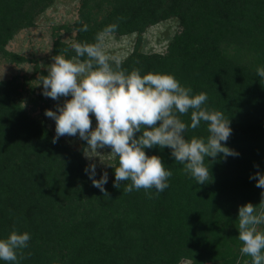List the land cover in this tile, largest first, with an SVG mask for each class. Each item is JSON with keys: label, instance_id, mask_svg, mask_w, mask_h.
Instances as JSON below:
<instances>
[{"label": "trees", "instance_id": "1", "mask_svg": "<svg viewBox=\"0 0 264 264\" xmlns=\"http://www.w3.org/2000/svg\"><path fill=\"white\" fill-rule=\"evenodd\" d=\"M56 2L0 0V56L28 61L7 46ZM173 18L181 27L167 51L141 52L147 28ZM114 23L113 34L137 35L123 70L170 74L191 95L206 93L204 107L230 121L226 146L240 155L205 158L210 178L199 185L171 149H146L172 172L169 187L150 190L152 198L143 189L126 193L130 181L114 187L110 166L107 197L85 172L84 148L62 137L52 143L56 133L23 107L17 81L0 82V238L13 229L30 234L19 264H251L240 253L237 219L249 202L259 212L264 192L250 179L264 173V80L255 71L264 67V0H82L80 18L66 28L76 31L74 40L57 38L54 53L74 58L72 43H95ZM181 119L190 124V112ZM208 135L205 122L185 133ZM102 175L96 168V179Z\"/></svg>", "mask_w": 264, "mask_h": 264}, {"label": "clouds", "instance_id": "2", "mask_svg": "<svg viewBox=\"0 0 264 264\" xmlns=\"http://www.w3.org/2000/svg\"><path fill=\"white\" fill-rule=\"evenodd\" d=\"M117 28L116 23L106 26L97 33L95 43H72L74 58H66L64 54L52 57L47 75L41 80L42 94L57 101L70 97L62 105L57 104L56 111H45V115L55 121L56 135L52 143L63 136L78 134L86 141L84 155L90 160L103 155L98 150L110 149L107 153L118 161L115 166L107 164L115 170L113 186L120 188L122 182L130 181L124 188L126 193L143 189L152 198L150 190L159 193L169 187L172 172L165 168L159 155L149 156L145 151L156 147L171 149V156L183 166L186 174L199 185L207 183L211 171L205 165V158L215 160L220 154L225 159L240 155L226 146L232 134L230 121L220 111L204 107L208 100L206 93L191 95L192 89L181 86L173 75L151 72L142 75L136 69L123 70L119 56L109 55L103 43ZM80 30L86 32L87 25ZM255 71L264 80V67H257ZM189 112L190 124H187L181 117ZM201 122L207 125V138L187 139L185 133L189 129L196 130ZM96 167L91 163L85 172L93 186L109 197L105 188L108 173L105 171L96 179ZM250 179L257 181L256 187L264 189V173L258 171ZM261 197L259 212L250 202L240 206L238 212L240 253L242 257H250L251 264H264V228H261L264 226V192ZM30 239L28 232L20 233L15 229L6 238H0V260L19 264L26 258L23 250L28 248ZM237 264H240L239 259Z\"/></svg>", "mask_w": 264, "mask_h": 264}, {"label": "rangeland", "instance_id": "3", "mask_svg": "<svg viewBox=\"0 0 264 264\" xmlns=\"http://www.w3.org/2000/svg\"><path fill=\"white\" fill-rule=\"evenodd\" d=\"M82 0H57L56 4L48 9L32 27L18 33L10 41L7 49L11 52L25 57L28 61L18 63L7 57L0 56V82L15 79L22 92L20 102L29 114L42 122L55 133V121L45 115L47 109L57 110V104H63L70 97H61L58 101L45 97L41 80L47 75L48 65L52 63L54 53V42L57 38H62L66 42H72L76 36V31L72 28L74 23L80 18V8ZM180 21L173 18L162 21L155 26L147 28L143 34L139 50L144 53H164L180 30ZM137 35H115L109 34L104 38L105 51L109 55H117L121 61L125 60L136 48ZM93 129L96 126L94 115L92 116ZM65 141L80 150L87 146L86 141L75 137L63 136ZM103 155L86 158L89 163H95L96 168L103 174L105 171L109 175V167L114 158L110 157V149L98 150ZM85 156V155H84ZM102 161V162H101ZM186 264V263H181Z\"/></svg>", "mask_w": 264, "mask_h": 264}]
</instances>
